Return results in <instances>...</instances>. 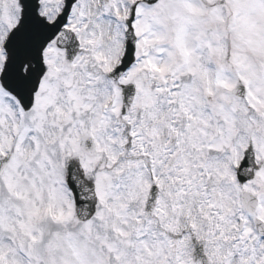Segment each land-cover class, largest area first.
I'll return each mask as SVG.
<instances>
[{"label": "snow or ice", "instance_id": "snow-or-ice-1", "mask_svg": "<svg viewBox=\"0 0 264 264\" xmlns=\"http://www.w3.org/2000/svg\"><path fill=\"white\" fill-rule=\"evenodd\" d=\"M0 264H264V0H0Z\"/></svg>", "mask_w": 264, "mask_h": 264}]
</instances>
